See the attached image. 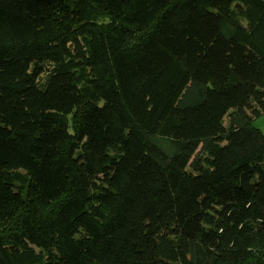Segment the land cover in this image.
Segmentation results:
<instances>
[{"label": "trees", "instance_id": "1", "mask_svg": "<svg viewBox=\"0 0 264 264\" xmlns=\"http://www.w3.org/2000/svg\"><path fill=\"white\" fill-rule=\"evenodd\" d=\"M264 0H0V264H264Z\"/></svg>", "mask_w": 264, "mask_h": 264}, {"label": "rangeland", "instance_id": "2", "mask_svg": "<svg viewBox=\"0 0 264 264\" xmlns=\"http://www.w3.org/2000/svg\"><path fill=\"white\" fill-rule=\"evenodd\" d=\"M254 123L264 133V114L255 119Z\"/></svg>", "mask_w": 264, "mask_h": 264}]
</instances>
